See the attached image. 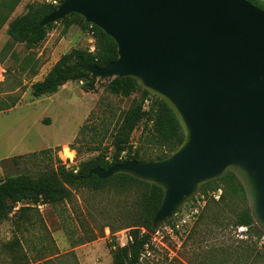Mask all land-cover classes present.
<instances>
[{"label":"rangeland","instance_id":"obj_1","mask_svg":"<svg viewBox=\"0 0 264 264\" xmlns=\"http://www.w3.org/2000/svg\"><path fill=\"white\" fill-rule=\"evenodd\" d=\"M258 1L264 7V0ZM43 5L42 0H0V183L19 176L36 179L56 159L66 170L76 171L82 162L106 153L109 137L99 152L85 149L96 147L98 137L86 136L73 146L79 129L89 118L88 126L105 119L113 127L140 98V93L124 97L111 92L108 84L113 79L95 80L94 92L83 91L87 85L83 79L68 82L66 91L33 98L31 86L41 82L63 55L73 50L94 53L96 48L80 17L53 24L33 49L13 41L6 33L8 25L27 14L29 7ZM152 100L147 99L148 105ZM131 146L151 159L164 152L143 123L134 130ZM43 150L52 154L41 160L24 158ZM216 185L224 192L223 182ZM140 194L138 187L124 191L112 185L100 191L80 189L55 205L23 202L0 223V264H112L110 246L128 242L127 228L136 222ZM199 195L200 190L194 197L197 201ZM205 204L183 229L185 233L167 235L160 230L165 224L160 226V235L153 234L156 241L139 264H258L264 254V234L256 226L247 240H238L235 233L246 201H229L224 195L222 201L207 198ZM193 205L187 203L178 213L190 212ZM20 208L24 210L17 212Z\"/></svg>","mask_w":264,"mask_h":264},{"label":"water","instance_id":"obj_2","mask_svg":"<svg viewBox=\"0 0 264 264\" xmlns=\"http://www.w3.org/2000/svg\"><path fill=\"white\" fill-rule=\"evenodd\" d=\"M70 15L116 46L115 61L82 71L135 81L172 111L184 136L166 158L96 168L88 178L124 174L160 188L156 230L203 185L232 174L264 234V11L245 0H64L40 26Z\"/></svg>","mask_w":264,"mask_h":264},{"label":"trees","instance_id":"obj_3","mask_svg":"<svg viewBox=\"0 0 264 264\" xmlns=\"http://www.w3.org/2000/svg\"><path fill=\"white\" fill-rule=\"evenodd\" d=\"M245 1L254 7L264 9L258 0ZM55 9V7L47 5L29 7L27 14L15 19L8 25L7 35L16 43L24 45L26 49L30 50L37 47L44 41L48 30L53 26V24H50L46 27H41L40 22ZM76 17L79 16L70 15L59 22L65 23L68 18ZM84 24L95 40V52L73 50L69 54L63 55L41 82H37L31 86L33 98L38 99L44 96H52L68 82L81 81L83 79L87 80V85L83 91L85 93L94 92L95 80L90 75L84 73L82 67L102 68L115 61L116 46L99 29L85 22ZM108 88L111 92L121 94L124 97L140 93V98L127 111L120 114V118L111 128L106 124L105 119H102L98 126H88L87 122L90 118L87 119L73 141L74 146L80 140L84 141L86 136L98 137L100 140L96 147L90 146L85 147V149L87 151L99 152V147L109 137L111 142L110 147L105 149L106 153H99L96 158L82 162L75 174L72 171L66 170L60 161L56 159L55 164L48 167L43 175H40L36 179L28 176H19L4 180L0 183V223L6 221L9 215L15 212L17 206L23 202L33 205L39 203L55 205L68 200L72 192H77L84 188L100 191L107 186L113 185L125 191L132 186L138 187L141 190L138 200V216L136 222L127 228L129 230L128 243L123 248L112 244L110 246V256L112 264H139L146 248L149 249L151 247L152 235L158 230H152L151 225L152 219L161 204V189L124 174H116L106 180H100L95 176L88 178V174L93 169L100 168L107 170L111 166L123 164L129 160L138 162L161 160L169 156L182 143L184 136L172 111L162 101L143 91L135 81L116 78L109 82ZM148 98H152L153 100L148 107L144 108V101ZM140 123H143L146 130L150 131L151 136L155 138L158 145L164 150L163 153L154 159L144 157L136 149V151L133 150L131 146V136ZM110 148L112 151L108 154L107 150ZM123 152L125 153V157L121 158L120 156ZM51 154L52 151L43 150L24 158L41 160V156L49 157ZM107 156H110L109 162L106 161ZM217 182L225 184L224 192L216 185ZM206 190L207 192L202 194ZM218 191H221V194L219 199L215 201L211 195ZM224 195L228 197L229 201L240 199L245 201L242 187L232 174H227L219 180L203 185L200 188L198 198L203 197L205 201L207 198H210L214 202H219L224 199ZM195 201L196 198H193L188 205L193 204ZM22 210L24 209L20 208L17 212H22ZM173 221L174 219L165 225H170ZM254 226L246 206L238 214L235 228L247 227L250 232H253ZM259 233L255 234L256 237ZM262 237L264 238V235ZM262 237L257 238L259 242ZM262 246L264 245L262 244ZM263 256L264 254H261L259 259L261 260Z\"/></svg>","mask_w":264,"mask_h":264},{"label":"built area","instance_id":"obj_4","mask_svg":"<svg viewBox=\"0 0 264 264\" xmlns=\"http://www.w3.org/2000/svg\"><path fill=\"white\" fill-rule=\"evenodd\" d=\"M63 1L64 0H42V2H43L44 5L51 6V7H55V8H57ZM143 106L144 107L148 106V101L147 100L144 101V105ZM109 157L106 158V160L108 162L110 161V158ZM120 157L121 158H124L125 157V153L123 152ZM76 171H72V172L75 174ZM220 194H221V191H218L217 193H213L211 196H212V198L215 201H217L219 199ZM200 199H201L200 201H197V198H196L197 205H195L193 203L194 205L192 204L193 205L192 206L193 208L191 209L190 212L178 213L176 215V217L174 218V221L171 223L170 226L164 225V226H162V229L158 228V230L154 234L156 236L160 235L159 229L162 230L161 231L162 233H165V234L171 235V236L174 235V233H185L186 230H183V229L186 228V226H187L188 222L190 221V219L198 216L200 210L205 205V201H204L203 197H201ZM200 204H202V205H200ZM235 233H236V238L238 240H247L248 237H249V230H248L247 227H237L236 230H235ZM154 241H156V239H155V237H152L151 244ZM127 243H126V245H127ZM125 246H122L120 248H123ZM147 250L148 249L146 248V251ZM259 264H264V256L260 260Z\"/></svg>","mask_w":264,"mask_h":264},{"label":"crops","instance_id":"obj_5","mask_svg":"<svg viewBox=\"0 0 264 264\" xmlns=\"http://www.w3.org/2000/svg\"><path fill=\"white\" fill-rule=\"evenodd\" d=\"M66 86H68V84H65V85L62 86L59 90H60V91H63V90L66 91ZM59 90H58V91H59ZM58 91H57L56 93H58ZM56 93H55V94H56ZM53 95H54V94H53Z\"/></svg>","mask_w":264,"mask_h":264}]
</instances>
